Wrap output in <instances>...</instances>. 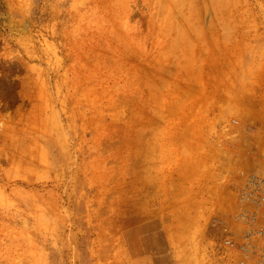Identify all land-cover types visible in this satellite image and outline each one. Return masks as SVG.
Masks as SVG:
<instances>
[{
    "label": "rangeland",
    "instance_id": "obj_1",
    "mask_svg": "<svg viewBox=\"0 0 264 264\" xmlns=\"http://www.w3.org/2000/svg\"><path fill=\"white\" fill-rule=\"evenodd\" d=\"M0 264H31L28 0H0Z\"/></svg>",
    "mask_w": 264,
    "mask_h": 264
}]
</instances>
